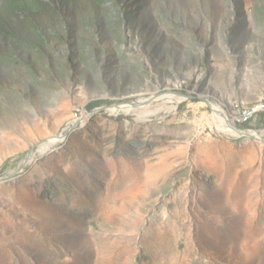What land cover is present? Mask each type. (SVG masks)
<instances>
[{"label":"rangeland","instance_id":"rangeland-1","mask_svg":"<svg viewBox=\"0 0 264 264\" xmlns=\"http://www.w3.org/2000/svg\"><path fill=\"white\" fill-rule=\"evenodd\" d=\"M262 100L264 0H0V264H264Z\"/></svg>","mask_w":264,"mask_h":264},{"label":"bare ground","instance_id":"bare-ground-1","mask_svg":"<svg viewBox=\"0 0 264 264\" xmlns=\"http://www.w3.org/2000/svg\"><path fill=\"white\" fill-rule=\"evenodd\" d=\"M170 97H175L174 95H171ZM182 98V97H181ZM163 99V98H162ZM173 99V98H172ZM186 99V98H185ZM182 100V99H181ZM166 101V100H165ZM262 103L260 104H256L254 106H250V107H243L240 106V110H257L259 108H261ZM131 106V105H130ZM214 108L217 110V107L214 106ZM213 108V109H214ZM128 111V110H127ZM220 112V111H219ZM233 118L234 120L236 119V116L238 115V107L235 106L234 107V111H233ZM232 117V116H231ZM216 120H217V124L218 127L220 128L221 131H223L226 134H234V135H240L242 132L239 131L236 127L234 128L231 123L229 122V119L227 118V116H225L223 113H217L216 114ZM76 124V123H75ZM75 127V126H74ZM69 130V129H68ZM246 132V131H245ZM249 133V132H248ZM250 134L258 137L256 134H254L253 132H250ZM245 135V134H244ZM248 135V134H247ZM61 137V136H60ZM58 140V138H57ZM60 140V139H59ZM257 140V139H256ZM261 141V140H260ZM44 147V151L47 149L48 145L43 146ZM42 147V148H43Z\"/></svg>","mask_w":264,"mask_h":264},{"label":"built area","instance_id":"built-area-1","mask_svg":"<svg viewBox=\"0 0 264 264\" xmlns=\"http://www.w3.org/2000/svg\"><path fill=\"white\" fill-rule=\"evenodd\" d=\"M238 107V115L235 120H232V123L235 126H240L242 124H253L264 119V100H262L261 108L257 110H240V103H235Z\"/></svg>","mask_w":264,"mask_h":264},{"label":"trees","instance_id":"trees-1","mask_svg":"<svg viewBox=\"0 0 264 264\" xmlns=\"http://www.w3.org/2000/svg\"><path fill=\"white\" fill-rule=\"evenodd\" d=\"M261 121L263 120V118L260 119ZM240 129L242 130H246V129H250V124H242L240 126H238Z\"/></svg>","mask_w":264,"mask_h":264}]
</instances>
